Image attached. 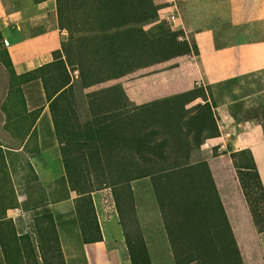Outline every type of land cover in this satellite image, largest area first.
I'll return each mask as SVG.
<instances>
[{
  "label": "trees",
  "instance_id": "16d2710c",
  "mask_svg": "<svg viewBox=\"0 0 264 264\" xmlns=\"http://www.w3.org/2000/svg\"><path fill=\"white\" fill-rule=\"evenodd\" d=\"M160 8L151 0H57L59 23L68 34L54 51V60L18 74L5 50L6 65L14 77L35 76L44 86L62 143L64 180L80 195L77 214L81 204L87 207L86 219H93L95 232L84 242L103 240L92 192L122 186L130 207H119V214L132 263L153 264L144 235L129 232L124 217L126 212L131 219L137 216L131 184L149 178L176 264H244L209 162L202 155L207 139L221 135L215 112L220 102L213 88L240 77L142 104L131 100L121 83L100 87L85 93L89 120L79 118L73 72L78 71L83 87L89 88L176 56L199 53L195 41L180 39L179 31L160 21ZM198 98L202 101L188 106ZM218 150L215 147L213 154L226 152ZM231 155L243 190L261 188L251 151ZM4 160L0 147V162L7 163ZM18 206L13 177L0 175V245L6 264H66L56 215L44 213L35 225V236L21 234L8 213ZM255 222L264 231V215Z\"/></svg>",
  "mask_w": 264,
  "mask_h": 264
},
{
  "label": "crops",
  "instance_id": "0c3cea01",
  "mask_svg": "<svg viewBox=\"0 0 264 264\" xmlns=\"http://www.w3.org/2000/svg\"><path fill=\"white\" fill-rule=\"evenodd\" d=\"M56 1V4H55ZM160 5V21L174 31L181 33L180 39L188 42L195 41L199 53H188L171 58L170 60L138 69L119 78L129 97L137 104L191 90L196 85L217 84L237 77H245L264 71V0H151ZM2 3L3 0H2ZM41 6L57 7V0L35 2L30 0L29 6H11L2 13L19 24L37 17ZM175 15L176 19L172 20ZM61 28H50L35 33L12 44L10 52L15 70L18 74L35 70L54 60V51L61 48ZM36 48V50H32ZM165 64V66H163ZM160 67H156V66ZM43 95L46 100L44 86ZM100 88V87H98ZM92 87L84 88L87 93ZM79 104H84L85 114L79 116L82 122L89 120L87 103L80 102L81 92L78 91ZM198 100V99H197ZM195 100L188 106L197 102ZM48 107L49 103L46 101ZM36 109L27 114L28 128L22 133L23 142L18 147L6 146L0 137V147L7 162L5 168L13 177L14 164L12 154L29 155L28 167L35 176L49 184L56 179L55 173L61 172L60 179L66 176V166L62 155L60 142L51 116L54 129L55 145L36 151L27 152L31 145V137L35 133L43 115L35 113ZM51 114V112H50ZM33 115V116H32ZM32 117V119H31ZM37 117V118H36ZM36 121L33 125V121ZM220 125V124H219ZM221 135L207 139L202 146V155L209 162L223 206L235 234L244 264H264V231H259L255 218L264 215V127L259 122H235L229 112L223 114ZM40 134V142L46 140ZM53 137V139H54ZM53 139L51 142H54ZM215 147L226 152L213 154ZM248 149L251 151L263 185L251 192H245L238 177L232 152ZM17 152V153H13ZM4 167V166H3ZM1 175V173H0ZM18 200L21 206L30 200L28 191L20 192V184L16 182ZM66 183V182H65ZM63 184L64 195L55 193L50 204L58 209L65 208L70 199L80 197L68 183ZM72 192L76 196H71ZM96 206V213L103 240L82 242L80 254L84 261L79 264H133L129 252L127 234L121 222V216L116 206H110L109 212L101 215ZM11 210V209H10ZM9 210V212H10ZM114 210L116 212H114ZM56 215V214H55ZM69 215V217H67ZM79 216L74 208L70 213L56 215L59 226L66 228L69 220ZM61 221V224L59 223ZM93 219H85L84 226L92 230ZM60 228V227H59ZM166 229V228H165ZM168 236V235H166ZM147 240L150 252H163L165 240L162 233ZM169 240V239H168ZM66 259V258H65ZM154 263V262H153ZM66 264H74L67 258Z\"/></svg>",
  "mask_w": 264,
  "mask_h": 264
},
{
  "label": "rangeland",
  "instance_id": "374dc122",
  "mask_svg": "<svg viewBox=\"0 0 264 264\" xmlns=\"http://www.w3.org/2000/svg\"><path fill=\"white\" fill-rule=\"evenodd\" d=\"M3 2L4 3L0 0V7H2V9L4 7V12H7V7H9V5H18L21 7L30 5V0H3ZM40 9L41 13L37 14L36 18L21 22L20 28L19 24L13 22L8 17L7 13H2L0 17V137L2 143L6 146H20L23 142L21 135L25 129L28 128L27 114L29 110L36 109L35 113L42 114L43 117L35 133L30 138L31 145H27V152L32 155L34 152L45 150L56 143L54 129L51 124L50 109L44 99L40 80L35 78V76L34 79H32L33 77H27L26 79L14 77L11 69L6 65L7 56L4 51L8 50L11 52V47L14 42L27 38L35 33L50 28H61L57 15V7L41 6ZM61 30L65 31L62 37H66L68 31L63 28H61ZM32 50H36V48H32ZM163 66H165V64ZM156 67L160 66L158 65ZM77 75L78 71L72 73L76 99L78 100L79 98L77 97L78 92L76 91L77 85L78 91L81 89L82 92L79 93L81 94L80 102H87L86 92ZM118 80L119 78L92 86L91 91L98 89V87L117 84L119 83ZM213 91L220 102L219 106L215 108L218 123L220 124L219 127L222 125L224 112H229L235 122L251 121L261 123L264 121V71L240 77L234 81L216 86L213 88ZM199 101H202V99L198 98L197 102ZM79 105L78 111L80 116V114H85L83 107L85 105ZM234 113H236V118H239L240 121L234 117ZM40 134H44L43 137H45L46 140L40 142ZM52 139L54 142H51ZM56 147L57 145H55V148ZM221 150L222 149L218 150V152H221ZM215 152L214 148L213 153ZM11 158L14 164L13 178L20 184V192L28 191L30 194V200L26 205L22 207L21 203H19L18 207L12 208L10 212H8L9 216L13 217L19 233L23 234L30 232L35 236V225L44 213L51 211L56 215L62 214L63 212L65 214L79 207L80 198H77V200L76 198L70 199L68 205L61 209L49 203L50 200H53V194L54 196L57 195L55 193L56 191H59V195H64L65 191L63 190H65V188L63 184L65 180L59 178L61 172H56V179L46 184V182L40 180L39 176H37L38 174L35 176V174L30 171L28 167L30 161L29 155L20 152V155L12 154ZM4 162L6 161L4 160ZM6 166L7 163L0 162L1 175L9 173L8 169L5 168ZM131 185L134 195L133 203L137 216L131 219L128 212L124 214L127 221V230L132 233L140 232L144 235V238L145 235H147L148 239H152L157 234L162 233L164 240L166 238L165 250L160 253L150 252L152 262H154L153 264H176L168 236H166L167 232L161 208L151 180L149 178L136 180ZM127 194L128 192L123 190L122 186H103L100 189H96L92 192L95 210L97 211L95 204L101 215L105 214L104 211H106V213L109 212L111 205L116 206L118 212L119 207L122 209L129 208L130 206L126 201ZM71 196H76V193L72 192ZM79 212V216L72 221L69 220L70 222H68L66 228L59 226L61 244L66 261L67 258H69L74 264H79L84 261V257L80 254L82 251V242L85 240V236L92 232V230L84 226L87 207L80 204ZM114 212L116 211L114 210ZM67 217H69V215H67ZM59 223L61 224V221ZM90 235L91 234H88V236ZM145 241L147 243L146 239ZM0 264H6L1 245ZM189 264L198 263L192 262Z\"/></svg>",
  "mask_w": 264,
  "mask_h": 264
},
{
  "label": "built area",
  "instance_id": "2783aa9c",
  "mask_svg": "<svg viewBox=\"0 0 264 264\" xmlns=\"http://www.w3.org/2000/svg\"><path fill=\"white\" fill-rule=\"evenodd\" d=\"M171 18H172V20H175L176 19V16L173 15ZM5 40H7V39H5Z\"/></svg>",
  "mask_w": 264,
  "mask_h": 264
}]
</instances>
